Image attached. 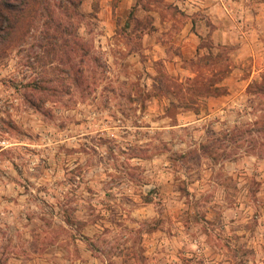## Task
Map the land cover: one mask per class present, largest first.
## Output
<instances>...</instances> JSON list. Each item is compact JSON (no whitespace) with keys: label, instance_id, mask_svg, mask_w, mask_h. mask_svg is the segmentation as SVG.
Segmentation results:
<instances>
[{"label":"rangeland","instance_id":"1","mask_svg":"<svg viewBox=\"0 0 264 264\" xmlns=\"http://www.w3.org/2000/svg\"><path fill=\"white\" fill-rule=\"evenodd\" d=\"M16 28L0 264H264V0H34Z\"/></svg>","mask_w":264,"mask_h":264},{"label":"trees","instance_id":"2","mask_svg":"<svg viewBox=\"0 0 264 264\" xmlns=\"http://www.w3.org/2000/svg\"><path fill=\"white\" fill-rule=\"evenodd\" d=\"M33 1L34 0H0V22H4L3 25H0V43L17 30L16 26L20 20L27 16ZM261 81H263L262 87H264V78ZM219 86L220 85H215V92L211 94L219 93ZM262 87L256 86L255 88H258L259 92L264 96V88ZM222 90H224V86L221 85L220 93H222Z\"/></svg>","mask_w":264,"mask_h":264},{"label":"crops","instance_id":"3","mask_svg":"<svg viewBox=\"0 0 264 264\" xmlns=\"http://www.w3.org/2000/svg\"><path fill=\"white\" fill-rule=\"evenodd\" d=\"M222 3V2H221ZM213 6L215 5L214 3L212 4ZM223 5V3H222ZM244 12L247 13L249 12L250 14H255L256 12H254L253 9L250 8H244ZM256 16L258 15L257 13L255 14ZM257 22H253V21H246V22H242L239 21V24L237 25V29H238V37H239V42H242V46H249L250 43H252L253 40L256 39L257 36ZM216 40L221 42V33H216L215 34ZM253 71H250L249 76L252 74ZM230 76V74L228 75ZM247 79V78H246ZM224 82V81H223ZM223 84V83H222Z\"/></svg>","mask_w":264,"mask_h":264}]
</instances>
